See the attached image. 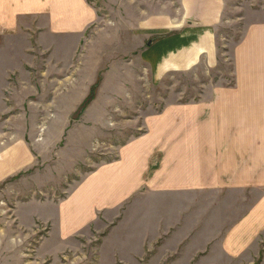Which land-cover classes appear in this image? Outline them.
<instances>
[{
  "label": "rangeland",
  "instance_id": "rangeland-1",
  "mask_svg": "<svg viewBox=\"0 0 264 264\" xmlns=\"http://www.w3.org/2000/svg\"><path fill=\"white\" fill-rule=\"evenodd\" d=\"M86 1L97 19L84 34L27 30L0 39V152L20 141L33 160L0 181V264H248V257H226L219 242L260 197L257 187L185 193L152 191L145 181L119 205L94 207L92 218L80 215L83 202L73 195L122 146L144 137L145 120L167 106L241 96L242 84L250 97H264V34L249 41L241 80L235 68L248 29L264 28V0H227L215 57L161 74L142 58L144 49L201 28L183 22L179 0ZM147 16L168 17L169 32L141 27ZM250 114L244 130L264 129V103ZM62 207L78 217L59 216ZM61 218L84 225L62 243L55 235Z\"/></svg>",
  "mask_w": 264,
  "mask_h": 264
},
{
  "label": "crops",
  "instance_id": "crops-1",
  "mask_svg": "<svg viewBox=\"0 0 264 264\" xmlns=\"http://www.w3.org/2000/svg\"><path fill=\"white\" fill-rule=\"evenodd\" d=\"M226 5L227 0H179L183 22L188 17L191 25L201 28L182 29L172 40L144 49L142 58L145 57L146 62L154 61L155 71L161 74L174 66L187 69L199 64L204 57H215V31L223 22ZM96 19L97 12L86 0H0V39L20 38L29 34L27 30H45L50 36L84 34ZM140 23L144 25L141 27L165 26L167 32L170 30L168 17L147 16ZM263 34L262 27L249 28L243 39L245 49L235 53L239 80L249 67V41L258 40ZM248 85L240 86L241 96L213 97L193 106L177 103L148 117L144 137L122 146L118 159L98 167L84 179L80 191L73 195L83 202L80 215L92 218L97 205L98 209L119 205L118 199L131 197L145 181L152 191L159 186L163 191L185 193L209 188L232 192L257 187L262 192L260 197L225 230L219 248L228 258L248 257V264H264V156H261L264 129L244 130L251 120L250 110L256 102L264 103V97H250L245 93ZM237 121L239 129L234 128ZM28 152L20 141L16 147L1 150L0 181L17 170L30 167L33 160ZM105 184L117 190H108ZM106 200H112L114 205L102 203ZM67 211L68 215L78 217L68 207H62L58 215L65 217ZM82 224L80 218L74 226L61 218L55 235L59 240L66 239L84 226Z\"/></svg>",
  "mask_w": 264,
  "mask_h": 264
}]
</instances>
